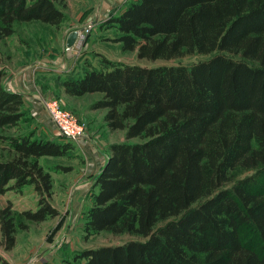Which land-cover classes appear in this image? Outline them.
I'll list each match as a JSON object with an SVG mask.
<instances>
[{
  "label": "trees",
  "instance_id": "16d2710c",
  "mask_svg": "<svg viewBox=\"0 0 264 264\" xmlns=\"http://www.w3.org/2000/svg\"><path fill=\"white\" fill-rule=\"evenodd\" d=\"M65 3L0 0V38L16 22L60 26ZM108 22L139 59L209 57L157 66L103 58L101 68L63 79L72 96L102 93L91 108L106 109L107 126L126 137L110 145L93 184L85 235L141 237L85 249L76 264H264V0H132ZM24 106L0 83V128L28 113ZM0 141L9 150L0 155V194L30 185L39 195L36 208H0V245L10 251L27 222L60 214L39 158L73 145L33 131ZM237 168L252 172L228 187ZM0 264L10 262L0 254Z\"/></svg>",
  "mask_w": 264,
  "mask_h": 264
},
{
  "label": "rangeland",
  "instance_id": "374dc122",
  "mask_svg": "<svg viewBox=\"0 0 264 264\" xmlns=\"http://www.w3.org/2000/svg\"><path fill=\"white\" fill-rule=\"evenodd\" d=\"M130 1L132 0H66L65 6L62 7L66 20L60 26L40 21L16 22L15 32L0 38V83L7 89H12L15 87L14 75L24 68H34L36 77L42 78L44 90L49 91L41 100L48 115V124L53 127L50 135L44 130L39 132L38 129L43 125L25 109L28 113L17 123L0 128V135L33 131L36 137L69 141L73 145L67 155L39 158L40 163L52 174L53 195L50 200L60 210V214L45 221L27 222L28 229L17 231V243L12 250L6 251L0 245V252L6 254L10 260L22 258L24 264H76L77 256L85 249L141 239L140 236L129 233L107 230L86 237L84 231L86 212L92 206L93 184L108 161L110 145L126 141L125 131L111 130L104 117L97 122L95 128L91 127L90 131L88 122L72 110L80 121L85 123L86 131L80 139L70 140L62 137L45 104L46 101L57 100L62 108L69 110L60 97V89L65 90L63 79L68 76H80L92 67L101 68L103 58L115 62L157 66L192 64L209 57L193 54L180 59L151 61L139 59L136 51H124L121 43L114 40L120 32L108 21L119 15ZM84 28L87 29L83 31V36L77 37L76 45L67 50L66 40L69 33L77 30L79 34V30ZM42 67H48L49 70L38 71ZM51 68L56 69L53 71ZM101 94L97 92L87 98V102L99 99ZM90 113L96 115L102 113V110L92 109ZM102 123H105L108 129L102 126ZM130 141L139 142L141 139L136 137ZM90 150H94L96 156L92 155ZM0 155L9 156L7 146L1 141ZM251 172L243 168L233 170L227 186L231 187ZM38 198L39 195L33 186L28 185L19 190H9L0 196V208L10 203L17 212L36 208Z\"/></svg>",
  "mask_w": 264,
  "mask_h": 264
},
{
  "label": "crops",
  "instance_id": "0c3cea01",
  "mask_svg": "<svg viewBox=\"0 0 264 264\" xmlns=\"http://www.w3.org/2000/svg\"><path fill=\"white\" fill-rule=\"evenodd\" d=\"M46 69H48V67H42V68L38 69V71H40V72L47 71ZM51 69L53 71H55L56 68H51ZM33 71H34V68L31 69L28 67L20 70L19 73L14 75V77H13V78H15V82H14L15 87H13L12 89L10 88L8 90H11L14 92H19L23 95L25 109L28 112H30L32 117H34L36 120L40 121L41 124L43 125V127L38 129V131L41 132L42 130H44V132H46L48 135H50L49 133L53 132L52 131L53 127L48 124V115L45 111V108H44L45 106L41 100L42 96L47 94L49 91L47 92L44 90V88L41 84L42 78L41 77L37 78ZM60 90H61L60 91L61 101L68 108L77 112V114L79 115V117L82 120H86L88 122V127H89L90 131H91V127H92V129L95 128L97 122L99 120H102V118L104 117V115L106 113V109H98V110H102V113H99L96 115H92L93 113H90V112H92V109L89 107L97 99H95V100L93 99V100H90L89 102H87L88 101L87 98H90V96H94L97 93H86L82 96H72V95L66 93L65 90H63V89H60ZM101 96H102V94L100 95V98H101ZM100 116H102V117H100ZM102 126L106 127V124L102 123ZM90 152L92 155L96 156V152L94 150H90ZM45 157H48V156H45ZM2 195H4V194H0V196H2ZM0 254H2L4 257H6L8 259L7 255L4 254L3 252H0ZM8 260H9L10 264H24L22 258L21 259L17 258L16 260L15 259L14 260L8 259Z\"/></svg>",
  "mask_w": 264,
  "mask_h": 264
},
{
  "label": "built area",
  "instance_id": "2783aa9c",
  "mask_svg": "<svg viewBox=\"0 0 264 264\" xmlns=\"http://www.w3.org/2000/svg\"><path fill=\"white\" fill-rule=\"evenodd\" d=\"M86 29L79 30L78 38L83 36V31ZM77 40L74 45H76ZM74 45L70 47L66 45L67 50L73 48ZM45 104L61 135L70 140L80 139L85 135V123L81 122L72 110L62 108L57 100H49Z\"/></svg>",
  "mask_w": 264,
  "mask_h": 264
},
{
  "label": "water",
  "instance_id": "95a60500",
  "mask_svg": "<svg viewBox=\"0 0 264 264\" xmlns=\"http://www.w3.org/2000/svg\"><path fill=\"white\" fill-rule=\"evenodd\" d=\"M78 31L77 30H73L69 33V35L67 36V40H66V44L67 46H73L77 37H78Z\"/></svg>",
  "mask_w": 264,
  "mask_h": 264
}]
</instances>
